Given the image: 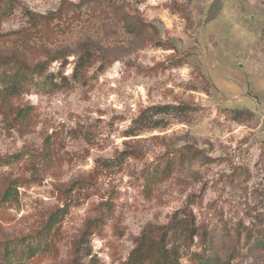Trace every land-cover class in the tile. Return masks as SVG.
<instances>
[{"label": "rangeland", "instance_id": "374dc122", "mask_svg": "<svg viewBox=\"0 0 264 264\" xmlns=\"http://www.w3.org/2000/svg\"><path fill=\"white\" fill-rule=\"evenodd\" d=\"M60 2L0 0V52L26 8ZM64 21L43 45L72 53L21 89L28 117L0 107V190L20 184L0 195V244L56 215L50 248L17 250L22 264H121L148 226L175 224L181 264L205 244L218 264H264V0H98Z\"/></svg>", "mask_w": 264, "mask_h": 264}, {"label": "trees", "instance_id": "16d2710c", "mask_svg": "<svg viewBox=\"0 0 264 264\" xmlns=\"http://www.w3.org/2000/svg\"><path fill=\"white\" fill-rule=\"evenodd\" d=\"M98 0H81L78 3L71 2L69 0H61L59 7L56 10H51L47 13L35 12L29 8H26L25 15L27 16V24L21 29L13 32H9L3 35H8L11 39V46L0 52V68L12 67L17 69L14 77H6L0 75L4 79V86H0V107H4L6 110L15 114L17 117L26 119L27 109L14 102L21 93L22 90L30 91L29 88H25V85H32L34 76L41 75L47 64L56 59L66 58L71 55L72 52L67 50L59 51L53 55H49L47 47L43 45L48 39H50V33L54 28L62 29L61 24L65 23V18L69 12H73L76 15L81 11L82 4H89ZM76 19L74 16H70ZM54 24V25H52ZM69 28V25L67 24ZM143 23L138 21L130 23L127 27L132 34H141L143 29ZM88 44L82 47L77 54L76 60L77 68L90 61L93 49ZM38 51V52H37ZM44 51L47 59H40V52ZM37 52V53H36ZM48 53V54H47ZM20 75V77H19ZM29 111V110H28ZM29 113V112H28ZM193 146L186 147L185 151L181 152V158L183 160L198 156V150H193ZM192 151L193 154H192ZM168 169V168H166ZM166 172L167 176V171ZM20 184L16 183L14 186L12 183H8L4 188H1L0 195L3 199L11 197L12 190L16 191ZM57 210L56 213H59ZM56 215H52L47 223L39 231L31 232L21 238L18 242L19 247L13 244L5 243L0 244V254L3 260L2 264H22V260L17 258V250L26 253V256H35L38 253H43L50 248L52 243V236L56 235L57 231H52L56 223ZM173 229L175 235L172 238L170 231ZM53 232V234H52ZM178 227L168 225H153L148 226L146 230L136 238L135 246L130 251L128 257L121 264H181L179 260L180 247L178 246ZM263 232V228L261 230ZM198 235V232L192 227L189 230L188 235L184 237V247H191L194 236ZM252 237V236H250ZM208 238H204L203 242L212 243ZM13 245L15 248H12ZM210 244H205L203 253L198 255L194 264H218L221 260L219 248ZM255 245L264 250V232L261 237L255 242ZM199 258V259H198ZM198 259V261H197ZM198 263H197V262Z\"/></svg>", "mask_w": 264, "mask_h": 264}]
</instances>
